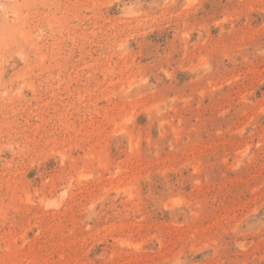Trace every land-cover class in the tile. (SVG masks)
I'll return each mask as SVG.
<instances>
[{
  "label": "rangeland",
  "instance_id": "rangeland-1",
  "mask_svg": "<svg viewBox=\"0 0 264 264\" xmlns=\"http://www.w3.org/2000/svg\"><path fill=\"white\" fill-rule=\"evenodd\" d=\"M0 264H264V0H0Z\"/></svg>",
  "mask_w": 264,
  "mask_h": 264
}]
</instances>
